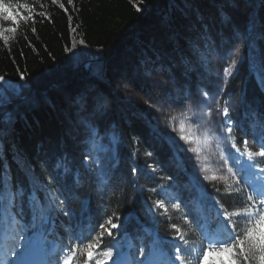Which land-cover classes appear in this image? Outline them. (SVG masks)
Here are the masks:
<instances>
[{
	"label": "trees",
	"instance_id": "1",
	"mask_svg": "<svg viewBox=\"0 0 264 264\" xmlns=\"http://www.w3.org/2000/svg\"><path fill=\"white\" fill-rule=\"evenodd\" d=\"M181 1L184 4L176 0H71V3L69 0H57V4L52 5L51 0H3L6 10L10 4L14 9L16 4L27 3L36 16L34 22L21 21L18 31L8 34L7 44L0 38V76L5 77L0 82L5 96L0 113H11L12 116L10 121L0 124V183L4 185V207L20 218L17 221L15 217H8L2 221V226L7 227L12 222L32 224L29 208L25 206L21 212L18 198L15 212L13 195L8 207L12 194L10 184L24 185L29 190L33 185L38 187L40 181L47 184L50 173L59 171L63 174V167L57 168V165L67 161L71 169L67 179L70 191L66 193L69 203L59 206L51 213L47 224H38L35 229L51 225V237L66 238L71 233L78 235L77 227L82 228L83 234L86 229L95 227L105 236L111 219L119 225L111 229V237L99 239L105 242L104 246L113 243L112 238H121L130 231L135 235L137 245L142 239L146 243L155 236L173 253L174 244L181 241L172 223L186 231L183 217L187 213L200 215L195 202H211V197L216 196V187L222 191L233 187L234 183L224 180L210 181L203 188L196 186V180H190L184 157L182 154L177 156L167 140L168 134L142 111L140 105L125 100L119 94H116L117 100L132 115L129 117L115 106V121L122 139L117 150L118 161L109 170L105 182L96 178L95 170L88 168L85 171L83 159L86 152L82 149L85 144L77 134L66 129L71 121L63 115L67 107L64 91H71L77 83L85 81L100 87H113L111 77L120 73V64L124 63L123 71L127 69L132 76H137L143 70L140 67L150 68L160 60L159 52L145 38L155 17L164 25L168 39L177 44L179 58L189 71L190 86L194 90L198 83L197 77L193 76L195 67L185 55L187 49L179 45V39H185L184 27L189 19L185 6H192L194 0ZM215 1L225 14L226 7L232 9L233 23L228 27L215 18L212 24H208L203 13L196 10L203 23L198 29L199 36L207 46L209 33L218 34L217 51L225 52L229 34L239 38L237 30L242 31L241 26L245 24L244 59L228 85L235 100L246 99L251 105H257L260 117L256 123L248 114L244 115L240 134L261 139L263 136H258V131H264V84L259 79L264 77V0H252L253 12L245 20L235 5L236 0L227 3V0ZM19 11L27 14L26 9ZM8 14L11 15L12 10H8ZM0 24L4 22L0 21ZM212 26L217 30L213 31ZM185 45L189 52L196 54L187 40ZM124 49L122 54L127 53L128 56L125 61L108 65L105 57L109 59L115 50L121 52ZM198 62L205 68L203 57H198ZM134 168L136 172H133ZM159 185L172 188L174 195L181 197L183 203L180 208L172 207L173 203H178L176 197L163 199L157 204L162 197L161 191L153 190ZM52 191H58L54 184ZM38 195L43 196V193ZM65 208L74 216L66 215ZM100 225H105L103 230ZM167 239H173V242ZM214 258L216 254L211 259Z\"/></svg>",
	"mask_w": 264,
	"mask_h": 264
},
{
	"label": "rangeland",
	"instance_id": "2",
	"mask_svg": "<svg viewBox=\"0 0 264 264\" xmlns=\"http://www.w3.org/2000/svg\"><path fill=\"white\" fill-rule=\"evenodd\" d=\"M176 1L184 4L181 0ZM235 5L238 6L241 11V18L244 20L253 12L252 0H236ZM185 7L189 19L184 27L185 39H179V45L187 49L184 51L185 55L190 58L194 67L200 66L198 57H203V61L205 65H209L208 68L211 73L208 74L206 69H198L199 71L195 73L196 77L203 82L198 80L193 94L190 86L192 79L184 61L179 58L180 54L178 53L177 44H174L168 39L164 31V25L157 17L154 18L153 27L148 28V34L145 37L146 41L160 54V60L155 61L152 67H140L143 70L137 76H132L131 72L127 69L123 71V62L128 57L127 53L122 54L125 49L121 52L115 50L109 59L105 57L108 60V65L111 63L115 65L123 63V65H119L120 73L116 74L114 78L111 77L113 87L110 85L100 87L97 84L85 81L77 83L71 91H64L67 107L63 115L67 120L69 119L71 121L66 126V129L77 134L83 140L85 146L82 149L86 152V157H89V154H91L89 159L85 158L84 164L91 165L90 168L95 170L96 165L92 164V159L96 157L109 158L113 164L118 160L117 146L121 141V136L120 130L115 122V106L122 109L129 117L132 115L128 112L125 105L117 100L116 94H119L125 100L140 105L142 111L148 114L158 127L162 128L165 134L174 136L179 141L180 146L185 149L184 154L190 163L189 169L195 176L199 175L201 178V180H198L199 185L213 180L212 177L234 182L232 179L233 173H229L228 169L233 168L235 171L241 167V163L234 165L230 162L232 157L231 133H228L225 126L219 123V121L224 119L222 112L220 116H214L213 113L217 106L216 101L220 102L221 108L226 103H230L232 121L235 127L240 125L237 122V118L242 115L241 106L234 101L228 83L236 72H233L231 69V60L236 59L239 66L240 57H244L245 38L243 34L245 32V24L241 26L242 31L237 30L235 27L240 32L238 33L239 38L232 36L231 33L229 34L225 52H216L219 48V35L210 32L208 35V45H203V40L198 32V29L202 27L203 23L197 17L196 10L203 13L202 15H204L208 24L215 18H218L223 25L229 27L233 21L232 9L226 7L225 11L227 14L221 12L215 0H194L192 6ZM262 15L264 16V11H262ZM212 28L213 31L217 30L215 26H212ZM186 40L196 52L195 55L189 52V49L185 45ZM200 53H203V55ZM219 55L224 58V61L221 60ZM262 59H264V56H262ZM148 65H151L150 60L148 61ZM226 80L227 84H225ZM196 81L197 79L194 82ZM205 90L213 93L215 96V100L212 101L213 113H209L208 108H205L202 104L197 105L195 103L199 99H207L203 96ZM89 101L92 103L89 104ZM150 104L155 106L150 107ZM248 111L254 119H257V112L253 106L250 105ZM201 112L206 114L203 118ZM193 118H195V122H193ZM82 120L93 122L99 132V136L94 139L86 138L80 129ZM214 128L222 129L223 135L227 137L226 142L220 139L213 130ZM193 149L195 151H192ZM260 151H264V148L259 147L255 140H245L244 147L240 151L241 155L239 156L243 167L247 168L248 165H251L255 170L250 157L257 155ZM256 171L260 170L257 169ZM205 176L209 179L203 180ZM163 189L165 187H161V190ZM2 211L3 208L1 207L0 212ZM37 232L39 231L35 230L33 234ZM21 233H16L13 230L7 234V237L10 238L11 245L7 247V251L4 250V247H0V252L3 253L0 264H9V261H17L19 258L17 254L23 251L22 241L20 239ZM11 235H17V237L12 238ZM132 245L134 244L132 243ZM131 246L130 244L128 245L126 254H123L121 257L125 264H129V253L127 256V251ZM34 249L38 250L36 247ZM152 249L154 247L151 246L150 252L146 255L144 253V244L142 243L135 251L134 261L130 262L136 264V261L142 259V252L145 256L150 255L156 261L161 262V259L154 258V256H162L163 253L160 250L152 251ZM94 250L98 253L93 258L94 264H105V260L107 264H112L111 258H105L102 255V251L107 250V248ZM112 252L114 258L116 251ZM214 255L215 253H213ZM222 255L227 257L226 253H222ZM164 259L167 260L165 256ZM209 259H211V256ZM66 260L70 261V264H73V258L70 256H62V262L60 264H64ZM52 264H55L54 259Z\"/></svg>",
	"mask_w": 264,
	"mask_h": 264
},
{
	"label": "snow or ice",
	"instance_id": "3",
	"mask_svg": "<svg viewBox=\"0 0 264 264\" xmlns=\"http://www.w3.org/2000/svg\"><path fill=\"white\" fill-rule=\"evenodd\" d=\"M52 5L57 4V0H51ZM71 3V0H69ZM64 7L63 4L60 5ZM20 9H26L27 14L21 13ZM8 10H12V14H8ZM8 10L5 9L3 0H0V21L4 24L13 25L12 27H5L4 24H0V38L7 44L9 40V33H16L21 21H33L36 16V12L32 8H29L27 3L16 4L14 9L13 5H8ZM41 16L44 13H40ZM227 19V18H226ZM32 31L36 29L33 27ZM26 38V37H25ZM23 55V53H21ZM244 57H240V62H243ZM232 71H238V62L236 59L231 60ZM258 75V74H257ZM21 79H24L21 76ZM5 77L0 76V82H3ZM261 84H264V78L259 79ZM227 84V80L225 81ZM203 96L207 99H199L195 103L197 105L202 104L205 108H208L209 113H213L212 101L215 100L213 93L205 90ZM4 92L2 91V85H0V108L4 106ZM92 102L89 101V104ZM148 103V101H146ZM216 109L213 113L214 116H220L221 112L224 119L219 121L224 125L228 133H232L235 130V124L232 121L230 114L231 105L226 103L222 108L220 102L216 101ZM151 106H155L150 104ZM201 112L202 118L205 116ZM12 118L11 113H0V124L6 120L10 121ZM195 122V118H193ZM211 123V121H209ZM80 129L83 135L88 139H94L99 136V132L96 129L93 122L88 120H82L80 123ZM222 141H227V137L223 135V131L220 128L213 129ZM167 140L170 142L175 150L177 156L185 152V149L180 146L179 141L174 136H167ZM259 147L264 148V137L255 141ZM237 143L239 140L237 139ZM192 151H195L194 149ZM257 155L264 157V151H260ZM86 157V159H89ZM181 164L183 160L181 159ZM92 164L96 165L95 175L101 182L106 181L108 176V170L113 167L112 160L109 158L96 157L92 159ZM63 167L64 172L61 174L59 171L50 173V179L47 184L43 181L39 182V186L33 185L31 189H26L24 185H17L15 183L10 184V190L13 195V211L18 206L23 211L27 206L32 215V224L29 225L26 222L21 223L22 229L21 241L22 249L28 250L35 247L37 244L46 243L44 241L45 229L41 227V231L33 234L30 229H35L37 225L47 224L51 219V213L57 211L59 206H65L69 203L67 192L70 189L67 188V179L71 175V169L67 161L62 162L61 165H57V168ZM91 165H84L85 171L90 168ZM137 169H133L136 172ZM229 173H233L232 179L234 185L230 189L224 191L220 187L215 188V197H211V213L195 215L187 213L184 217V224L187 225V230L182 231V226H177L175 222L172 223V228L176 233H179L178 239L181 241L178 244H174L175 254H169L168 259L163 264H264V170L256 171L251 165L247 168L240 167L237 170L233 168L228 169ZM63 175V183L61 177ZM10 176V173H9ZM207 176L203 177V180H208ZM214 180L215 177H212ZM195 180H201L199 175L195 176ZM202 182V181H201ZM56 185L58 191H52V185ZM154 192L159 191L154 189ZM206 191V189H205ZM4 185L0 183V202L3 201ZM38 193H43V196H39ZM206 197H202L205 199ZM161 197L157 201L160 204ZM178 203H173L174 209L180 208L183 203L181 197H176ZM57 200L60 204L57 205ZM170 203V201H164ZM162 206V205H161ZM65 213L69 217L74 216V213L65 208ZM19 221V217H15ZM108 223L112 228H116L117 225L111 223L109 219ZM103 225H100L103 230ZM95 227L89 230L87 235L83 233L79 235H73L72 239L83 243L84 240L90 239L92 233L95 231ZM113 234L111 230L108 231L107 236L111 237ZM104 237H101L103 240ZM153 247L159 243L157 239L153 240ZM115 247L114 243L108 244L107 250L102 251V255L105 258H111L112 264H125L122 260V254L119 250L116 251V255L113 258L112 249ZM102 244L88 243L86 252V258L89 264H92L93 258L97 256V251L94 249H102ZM72 251H75L73 248ZM215 253L216 258L209 259L210 254ZM222 253L227 254V259L221 256ZM24 252L18 253V256H22ZM142 259L136 261V264H158V261L153 259L150 255L145 256L142 252ZM9 264H28L27 261H9ZM64 264H70V261H64ZM105 264H107L105 260Z\"/></svg>",
	"mask_w": 264,
	"mask_h": 264
}]
</instances>
